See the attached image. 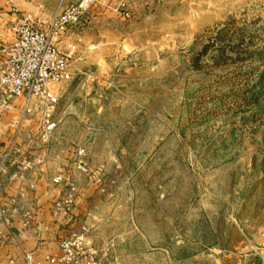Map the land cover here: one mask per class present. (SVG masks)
<instances>
[{"label":"rangeland","instance_id":"rangeland-1","mask_svg":"<svg viewBox=\"0 0 264 264\" xmlns=\"http://www.w3.org/2000/svg\"><path fill=\"white\" fill-rule=\"evenodd\" d=\"M107 4L69 37L116 14L88 35L85 69L71 71L70 62L51 131L78 173L73 197L94 211L86 229L100 263L257 262L264 0ZM19 150L13 144L2 157Z\"/></svg>","mask_w":264,"mask_h":264},{"label":"crops","instance_id":"crops-1","mask_svg":"<svg viewBox=\"0 0 264 264\" xmlns=\"http://www.w3.org/2000/svg\"><path fill=\"white\" fill-rule=\"evenodd\" d=\"M75 1L0 0V41L12 40V35L5 29L11 3L36 21L49 18L58 8ZM117 1L112 0V3ZM105 14L94 17L89 28L74 37L76 51L70 61L71 71L85 69L88 64L84 47L88 48L90 44L87 38L97 27L96 22L107 24L116 17L114 12ZM27 103L28 100L19 97L10 101L8 110L0 108V205L6 203L10 217L7 227L0 223V264H6L9 259L20 261L27 252H33L34 259L45 264L46 257L58 253L59 239L71 231L89 228L87 216L94 213L81 206L78 192L72 204L65 206L61 203L69 185L76 186L78 173L73 169V163L68 164L57 153L59 149L53 141L54 132L44 135L37 116L21 119V108ZM13 144L19 147V152L11 151L3 158L2 155L11 150ZM25 162L30 165L26 166ZM58 175L61 181L54 183L53 179ZM25 215L31 216L27 226H24ZM260 253L264 254V248ZM255 263L264 264V255Z\"/></svg>","mask_w":264,"mask_h":264},{"label":"built area","instance_id":"built-area-1","mask_svg":"<svg viewBox=\"0 0 264 264\" xmlns=\"http://www.w3.org/2000/svg\"><path fill=\"white\" fill-rule=\"evenodd\" d=\"M104 8H109L107 0H77L58 8L47 19L34 21L11 3L5 18V29L12 35V40L0 41V108L8 110L14 98L30 100L31 106H23L22 115H36L41 132L49 135L55 126L53 114L60 98L59 90L71 76L69 65L76 47L69 41V36L87 24L93 13ZM116 9L123 17H129L124 2L118 3ZM25 165L28 166L29 162H25ZM85 166L80 160L75 163V168L80 172H86ZM60 181L59 176L53 179L54 183ZM68 188L61 202L65 206L74 201L75 188L72 185ZM30 220L31 216L25 215L24 226ZM0 223L5 227L10 224L6 203L0 205ZM87 233L88 230L83 228L61 237L58 253L46 257L45 264H101ZM261 235L264 248V231ZM6 264L41 262L34 259L33 252H27L20 261L9 259Z\"/></svg>","mask_w":264,"mask_h":264}]
</instances>
